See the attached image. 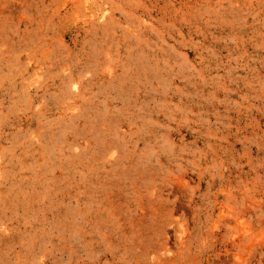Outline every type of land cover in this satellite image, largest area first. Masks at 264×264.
<instances>
[{
  "label": "rangeland",
  "instance_id": "374dc122",
  "mask_svg": "<svg viewBox=\"0 0 264 264\" xmlns=\"http://www.w3.org/2000/svg\"><path fill=\"white\" fill-rule=\"evenodd\" d=\"M0 264H264V0H0Z\"/></svg>",
  "mask_w": 264,
  "mask_h": 264
}]
</instances>
